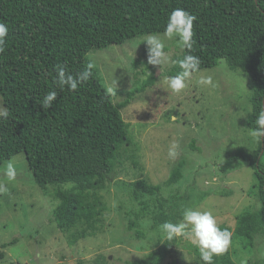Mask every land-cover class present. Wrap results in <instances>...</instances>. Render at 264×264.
<instances>
[{
  "label": "trees",
  "instance_id": "obj_1",
  "mask_svg": "<svg viewBox=\"0 0 264 264\" xmlns=\"http://www.w3.org/2000/svg\"><path fill=\"white\" fill-rule=\"evenodd\" d=\"M176 8L197 18L191 54L200 58V70L214 68L222 60L229 70L247 75L251 111L246 126L257 127V114L264 104V0H0V22L9 27L6 50L0 54V97L7 113L0 115V167L24 155L32 183L45 193L51 189L56 200L51 221L71 246L102 230L106 206L99 191L113 178L122 145L131 141L121 111L155 81L151 73L139 88L113 104L86 56L149 33H162ZM185 54L183 50L178 60ZM57 65H64L72 75L91 65L93 75L71 91L56 83ZM146 65L154 72V66ZM51 90L57 92V101L51 109H43L40 102ZM257 140L253 153L238 149L220 167L228 173L235 162L243 161L253 169L249 193L256 196L259 207L239 214L234 229L219 226L250 250L257 235L264 233V139ZM182 169L183 163L177 162L166 184L177 183ZM115 184L122 190L124 183L115 180ZM124 189L139 205L128 222L129 230L147 216L155 230L165 221L177 223L178 215L166 214L157 198L163 189L160 184L138 180ZM152 198L158 203L155 209L150 207ZM134 233L143 236L139 229ZM161 237L156 249L130 264H161L176 242L164 233ZM196 255L197 264H203L199 251ZM230 257L227 251L215 256L212 264H237Z\"/></svg>",
  "mask_w": 264,
  "mask_h": 264
},
{
  "label": "rangeland",
  "instance_id": "obj_2",
  "mask_svg": "<svg viewBox=\"0 0 264 264\" xmlns=\"http://www.w3.org/2000/svg\"><path fill=\"white\" fill-rule=\"evenodd\" d=\"M143 41L144 37L135 38L86 56L104 88L108 92L113 89L109 92L113 104L122 101L127 91L139 88L151 73L155 78L153 86L139 91L121 111L131 141L122 145L114 162V176L99 191L106 206L102 230L71 246L51 221L56 202L51 189L45 193L32 183L24 155L18 154L9 160L17 171L15 180L4 175L9 161L0 167V185L7 189L0 191V264H130L145 258L158 247L163 232L151 228L150 216L139 218V225L128 229L139 205L124 188L138 180L163 187L157 198L166 214L178 215L177 222L183 211L191 208L210 211L218 226L234 229L239 214L259 207L256 196L249 193L254 176L248 162H235L228 173L220 169L238 149L253 153L258 146L246 126L251 111L247 75L229 70L221 60L214 68L194 73L177 94L168 88V78L180 73L176 61L183 49L175 39L166 41L169 63L151 72L146 68ZM203 77H211L212 83L201 85ZM4 112L0 97V115ZM174 143L180 154L173 160L168 152ZM179 161L183 176L169 186L170 172ZM115 180L124 183L123 191ZM155 202L156 198L150 200L152 209L158 206ZM137 229L143 236L135 235ZM197 251L190 240L176 238L173 253L161 264H197ZM228 252L237 264H264V233L257 235L252 250L235 239Z\"/></svg>",
  "mask_w": 264,
  "mask_h": 264
},
{
  "label": "clouds",
  "instance_id": "obj_3",
  "mask_svg": "<svg viewBox=\"0 0 264 264\" xmlns=\"http://www.w3.org/2000/svg\"><path fill=\"white\" fill-rule=\"evenodd\" d=\"M196 16L182 8L174 9L168 16L166 26L162 33H149L144 37L143 43L147 46V63L159 70L169 63V55L165 51L166 41L175 39L186 54L182 59L176 61L182 71L168 78V88L180 94L186 87V80L200 70L201 60L198 56L191 54L194 40V21ZM9 27L7 23L0 22V54L6 50ZM93 73L91 65L83 71L72 75L64 65L56 67V83L67 87L71 91L77 90L86 83ZM201 85H210L211 77H203L199 80ZM113 89L109 88V92ZM58 94L55 90L49 91L41 100L43 109H51L57 101ZM6 115V110L3 113ZM257 127L250 129L251 136L264 139V110L257 114L255 121ZM179 145L172 144L169 148V158L176 159L179 156ZM4 175L9 180H15L17 171L12 161L7 163ZM6 186L0 185V191H6ZM159 229L165 234L166 239L185 238L198 249L203 264H212L215 256L226 253L232 242V233L227 229H221L214 215L210 211H199L187 208L182 213V219L173 223L165 221L159 225Z\"/></svg>",
  "mask_w": 264,
  "mask_h": 264
},
{
  "label": "water",
  "instance_id": "obj_4",
  "mask_svg": "<svg viewBox=\"0 0 264 264\" xmlns=\"http://www.w3.org/2000/svg\"><path fill=\"white\" fill-rule=\"evenodd\" d=\"M263 110H264V104H263Z\"/></svg>",
  "mask_w": 264,
  "mask_h": 264
}]
</instances>
